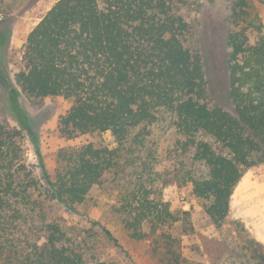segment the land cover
<instances>
[{"label":"trees","instance_id":"obj_1","mask_svg":"<svg viewBox=\"0 0 264 264\" xmlns=\"http://www.w3.org/2000/svg\"><path fill=\"white\" fill-rule=\"evenodd\" d=\"M189 3L56 0L27 32L14 84L33 98L70 99L54 133L77 143L57 150L53 177L41 162L37 178L22 130L0 122V264H92L82 239L50 212L74 209L110 172L125 227L135 239L155 237L166 264L187 261L178 239L158 230L174 218L165 187L190 184L214 224L227 218L243 172L264 161V31L237 0L227 36L230 108L212 104L181 12ZM0 84L15 91L7 76ZM105 131L115 147L103 144ZM246 241L248 260L264 264L260 242Z\"/></svg>","mask_w":264,"mask_h":264},{"label":"rangeland","instance_id":"obj_2","mask_svg":"<svg viewBox=\"0 0 264 264\" xmlns=\"http://www.w3.org/2000/svg\"><path fill=\"white\" fill-rule=\"evenodd\" d=\"M55 1L0 0V74L7 76L15 90L10 95L0 84V122L22 130L26 162L37 178L42 175L41 162L53 177L57 150L77 143L54 133L58 117L71 105L70 99L33 98L21 92L13 80V74L22 65V45L27 32ZM236 1L190 0L181 10L193 26L192 45L201 56L209 102L227 108H230L227 36L235 26L233 12L239 10ZM245 2L247 6L242 9L256 14L264 31V0ZM162 124L152 126L154 134ZM101 139L109 148L116 146L110 131L101 133ZM32 140L39 148L40 159ZM119 189L110 172L104 183L90 189L83 203L72 210L55 204L50 215L82 239L86 259L92 264H166L164 248L156 246L155 237L135 239L130 235L124 214L119 211ZM162 198L170 203L174 218L158 230L178 239L176 248L187 261L183 264H252L256 259L248 260L246 236L260 242V250L264 251V244L257 238L264 236V161L243 172L234 186L229 214L220 225L207 216L205 200L192 193L190 184L168 185ZM143 230L148 231V226Z\"/></svg>","mask_w":264,"mask_h":264},{"label":"crops","instance_id":"obj_3","mask_svg":"<svg viewBox=\"0 0 264 264\" xmlns=\"http://www.w3.org/2000/svg\"><path fill=\"white\" fill-rule=\"evenodd\" d=\"M257 238L264 244V236H259V235H257Z\"/></svg>","mask_w":264,"mask_h":264}]
</instances>
